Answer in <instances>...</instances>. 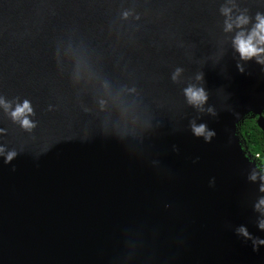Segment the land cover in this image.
<instances>
[{"label": "water", "instance_id": "1", "mask_svg": "<svg viewBox=\"0 0 264 264\" xmlns=\"http://www.w3.org/2000/svg\"><path fill=\"white\" fill-rule=\"evenodd\" d=\"M257 16L264 0H0V264H264V173L238 133L250 114L264 133V53L234 43Z\"/></svg>", "mask_w": 264, "mask_h": 264}, {"label": "clouds", "instance_id": "2", "mask_svg": "<svg viewBox=\"0 0 264 264\" xmlns=\"http://www.w3.org/2000/svg\"><path fill=\"white\" fill-rule=\"evenodd\" d=\"M257 20L259 21V23L253 29L250 35L245 36L243 33H241L235 38V46L243 59H251L258 56L260 53H264V48L257 46V43L264 45V17L257 16ZM246 23H248L247 18H239L238 26ZM231 28L232 25L228 24V30H231ZM185 91L189 103L199 105L207 100V96L203 89H195L190 87ZM31 111L32 109L29 103L26 101L22 107L18 106L15 112L12 113V115L14 119H18L21 116H24L26 112L31 113ZM22 123L25 127H29L31 122L27 118H25ZM194 131L197 136L206 135L207 139H210L211 136L214 135V133L211 132L206 133L204 125H200L199 127L194 126ZM14 155L15 153L9 154L8 160L10 161ZM251 178L253 180L256 179L255 175H253ZM261 191H264V186L261 187ZM260 206H264V199H261L259 205H257L258 208ZM260 227L264 228V222H261ZM240 231H242L244 235H248L246 229H241Z\"/></svg>", "mask_w": 264, "mask_h": 264}, {"label": "trees", "instance_id": "3", "mask_svg": "<svg viewBox=\"0 0 264 264\" xmlns=\"http://www.w3.org/2000/svg\"><path fill=\"white\" fill-rule=\"evenodd\" d=\"M264 116V113H263ZM244 147L264 173V133L259 129L257 118H247L238 128ZM259 156L258 158H256Z\"/></svg>", "mask_w": 264, "mask_h": 264}, {"label": "rangeland", "instance_id": "4", "mask_svg": "<svg viewBox=\"0 0 264 264\" xmlns=\"http://www.w3.org/2000/svg\"><path fill=\"white\" fill-rule=\"evenodd\" d=\"M252 116H253V114H250L249 116L246 117V119H247V118H252ZM246 119H245V120H246ZM243 145H244V143H243ZM243 151H244V154H245V156H246L247 153H246V151H245V147H244V146H243Z\"/></svg>", "mask_w": 264, "mask_h": 264}, {"label": "bare ground", "instance_id": "5", "mask_svg": "<svg viewBox=\"0 0 264 264\" xmlns=\"http://www.w3.org/2000/svg\"><path fill=\"white\" fill-rule=\"evenodd\" d=\"M246 112H247V111H242L241 113H239V114L237 115V117H242Z\"/></svg>", "mask_w": 264, "mask_h": 264}, {"label": "built area", "instance_id": "6", "mask_svg": "<svg viewBox=\"0 0 264 264\" xmlns=\"http://www.w3.org/2000/svg\"><path fill=\"white\" fill-rule=\"evenodd\" d=\"M259 156H257L256 158H258Z\"/></svg>", "mask_w": 264, "mask_h": 264}]
</instances>
